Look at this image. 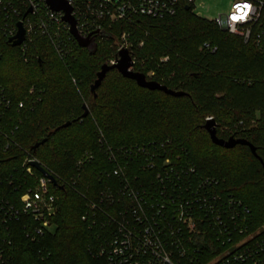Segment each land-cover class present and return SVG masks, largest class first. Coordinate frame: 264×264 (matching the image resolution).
Listing matches in <instances>:
<instances>
[{"label": "trees", "instance_id": "1", "mask_svg": "<svg viewBox=\"0 0 264 264\" xmlns=\"http://www.w3.org/2000/svg\"><path fill=\"white\" fill-rule=\"evenodd\" d=\"M103 31L106 35L96 36L94 54L76 43L74 53L65 60L45 36H36L29 44L27 63L20 58L19 46L8 38L0 42V85L12 101L14 124L18 123L11 136L18 146L9 150V156L0 155V174L19 165L28 151L57 182L52 188L59 196L58 212L40 242L46 256L43 263L106 264L104 257L88 251L91 230L81 219L83 192L95 185L96 171L107 166L99 148L100 133L114 147L171 138L202 174L220 180L224 193L251 208L255 227L262 225L264 56L240 36L195 15L185 5L173 16L140 15L106 24ZM125 31L133 43L130 54L139 60L134 69L184 95L140 87L116 69L91 91L98 71L116 53ZM21 101L25 106L17 113ZM208 117L215 120L219 137L244 138L256 154L246 145L214 144L204 127ZM225 125L231 126L229 131L223 130ZM86 151L97 159L78 177L77 161ZM75 178H79L76 186ZM17 259L38 263L35 252L23 246Z\"/></svg>", "mask_w": 264, "mask_h": 264}, {"label": "built area", "instance_id": "2", "mask_svg": "<svg viewBox=\"0 0 264 264\" xmlns=\"http://www.w3.org/2000/svg\"><path fill=\"white\" fill-rule=\"evenodd\" d=\"M66 1L84 36L140 15L173 16L182 5L199 16L194 12L197 0ZM245 4L249 7L243 8ZM63 17L64 12L52 11L46 0H0V42L14 37L21 22L24 40L18 46L23 62H29V44L36 36L47 37L65 60L77 41ZM212 22L264 56V0H233L229 11ZM130 37L128 31L121 34L107 64L117 61L121 49L130 51ZM131 56L134 69L139 60ZM24 106L21 101L16 112ZM12 110L0 85V155L9 156L18 146L11 137L18 129ZM98 143L107 166L96 171L94 186H86L81 216L91 230V254L104 257L106 264H264V223L255 227L251 208L224 193L220 180L202 174L171 138L114 147L100 133ZM96 159L86 151L77 161L78 177ZM35 161L25 151L19 165L0 174V264H44L46 259L40 242L54 225L59 196L48 177L52 174L40 162L47 174L35 168ZM78 181L75 178L73 185ZM21 246L35 252L38 263L19 261Z\"/></svg>", "mask_w": 264, "mask_h": 264}, {"label": "water", "instance_id": "3", "mask_svg": "<svg viewBox=\"0 0 264 264\" xmlns=\"http://www.w3.org/2000/svg\"><path fill=\"white\" fill-rule=\"evenodd\" d=\"M46 3L49 5L52 11H63L64 12V21L69 23L70 31L77 41L78 45L82 48L87 49L90 54H94L97 50V42H96V34L100 33L102 35H106V32L97 30L94 34H90L88 36H84L80 33L76 26V20L72 16V7L68 4L66 0H46ZM188 9V7H186ZM24 40V28L22 27V23H18V31L17 34L10 38L9 41L12 42V45L18 46ZM133 66L132 56L130 51L127 48H123L118 52V59L114 64H103L101 69L97 73V79L91 86V91L95 92V90L101 85L104 80L106 74L112 70L116 69L123 77L134 80L138 86L147 88L150 90H160L165 92L166 94H170L173 96H182L185 93L183 91H176L168 88L166 85L161 84L158 81L148 79L147 76L140 71H136L131 69ZM84 113L83 116L88 114V108L84 105ZM70 122L63 124L62 126L69 125ZM205 129L208 131L211 140L214 144L224 147V148H233L236 145H246L249 146L251 151L255 153L254 146L244 138H236L234 136H230L228 138H221L217 135V126L216 122L213 118H207L205 124ZM45 139L40 143H37L33 146V149H36L40 144L44 143ZM32 165L41 171L44 174H47L46 170L39 164V162L35 161ZM48 177L51 179L54 185L57 184L56 179L48 174Z\"/></svg>", "mask_w": 264, "mask_h": 264}, {"label": "rangeland", "instance_id": "4", "mask_svg": "<svg viewBox=\"0 0 264 264\" xmlns=\"http://www.w3.org/2000/svg\"><path fill=\"white\" fill-rule=\"evenodd\" d=\"M232 1L233 0H197L194 12L202 18L212 21L221 14L227 13ZM230 128L231 126L225 125L223 130L229 131Z\"/></svg>", "mask_w": 264, "mask_h": 264}, {"label": "snow or ice", "instance_id": "5", "mask_svg": "<svg viewBox=\"0 0 264 264\" xmlns=\"http://www.w3.org/2000/svg\"><path fill=\"white\" fill-rule=\"evenodd\" d=\"M249 7V5H247V4H245V5H243V8H248ZM243 8H241L240 6H238V10H240V11H243ZM245 15H246V13H245ZM243 17H238V16H233L232 17V19H234V20H236V19H242Z\"/></svg>", "mask_w": 264, "mask_h": 264}]
</instances>
